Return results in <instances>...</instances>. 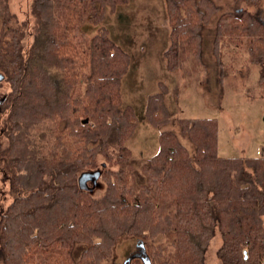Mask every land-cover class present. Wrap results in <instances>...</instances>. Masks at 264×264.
Wrapping results in <instances>:
<instances>
[{"label":"trees","instance_id":"trees-1","mask_svg":"<svg viewBox=\"0 0 264 264\" xmlns=\"http://www.w3.org/2000/svg\"><path fill=\"white\" fill-rule=\"evenodd\" d=\"M164 1L168 70L190 57L208 68L209 49L222 94L243 56L264 95V0H232L226 11L215 0ZM127 2L30 0L19 19L0 0V263L107 264L128 236L143 248L128 264H206L219 235L220 264H264V154L219 156L217 119L171 118L163 83L144 115L159 130V150L136 180L124 145L135 111L120 91L130 55L104 25L92 38L76 32ZM168 124L192 152L162 130ZM83 172L98 174L100 195L79 189ZM158 234L165 242L151 244Z\"/></svg>","mask_w":264,"mask_h":264},{"label":"rangeland","instance_id":"rangeland-1","mask_svg":"<svg viewBox=\"0 0 264 264\" xmlns=\"http://www.w3.org/2000/svg\"><path fill=\"white\" fill-rule=\"evenodd\" d=\"M223 10L233 8L232 0H215ZM30 0H9L10 10L19 19L27 13ZM108 28L109 37L120 44L130 55L129 67L121 79L120 91L124 104L135 111L136 128L125 140L124 145L131 152L134 176L142 181L141 167L159 150V130L145 119L147 98L159 90V83L165 84V104L171 118H216L218 121V155L221 157L257 158L264 154V95L257 84V66L246 69L244 57L232 62L233 71L224 80L222 94L213 83L215 70L210 50L205 58L208 68L201 67L191 57L182 68L170 71L163 57L169 45V27L164 0H128L105 14L104 20L95 24L86 21L76 31L85 38H92L100 26ZM232 54V53H231ZM234 57H238L236 54ZM232 58L225 57L226 61ZM212 65V66H211ZM244 69V76L237 70ZM1 103V101H0ZM162 130H172L180 141L192 152L191 144L179 134L177 125L168 124ZM101 160V159H100ZM101 162V161H100ZM115 168L114 164L107 163ZM88 190L95 196L102 193L101 180L87 182ZM7 190V185L4 186ZM2 205L10 197L5 194ZM166 237L158 234L151 238V244L165 242ZM142 243L128 236L122 237L114 247L113 257L107 264H125L135 254H142ZM221 245L219 235L210 240L205 253L206 264H220L216 252ZM78 251V250H77ZM1 264V263H0Z\"/></svg>","mask_w":264,"mask_h":264},{"label":"water","instance_id":"water-1","mask_svg":"<svg viewBox=\"0 0 264 264\" xmlns=\"http://www.w3.org/2000/svg\"><path fill=\"white\" fill-rule=\"evenodd\" d=\"M4 78V76L0 73V81H2ZM5 100V96H3V98L0 100L1 102H3ZM88 120L85 119L83 120L84 123H86ZM98 178V174L96 173H91V172H83L79 178H78V186L79 189L81 190H86L88 188L87 186V182L88 181H96ZM132 256L125 262V264H128L129 261L131 260ZM144 264H149L148 261H144Z\"/></svg>","mask_w":264,"mask_h":264},{"label":"built area","instance_id":"built-area-1","mask_svg":"<svg viewBox=\"0 0 264 264\" xmlns=\"http://www.w3.org/2000/svg\"><path fill=\"white\" fill-rule=\"evenodd\" d=\"M264 263V262H263Z\"/></svg>","mask_w":264,"mask_h":264}]
</instances>
